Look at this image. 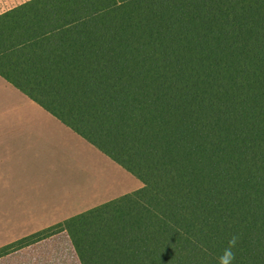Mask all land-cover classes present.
Wrapping results in <instances>:
<instances>
[{
	"label": "trees",
	"instance_id": "16d2710c",
	"mask_svg": "<svg viewBox=\"0 0 264 264\" xmlns=\"http://www.w3.org/2000/svg\"><path fill=\"white\" fill-rule=\"evenodd\" d=\"M0 76L138 179L66 232L81 264H264V0H30Z\"/></svg>",
	"mask_w": 264,
	"mask_h": 264
},
{
	"label": "crops",
	"instance_id": "0c3cea01",
	"mask_svg": "<svg viewBox=\"0 0 264 264\" xmlns=\"http://www.w3.org/2000/svg\"><path fill=\"white\" fill-rule=\"evenodd\" d=\"M28 1L0 0V15ZM9 96L21 97V108L15 102L12 107L5 104ZM24 107L33 111H20ZM62 133L73 141L71 152ZM86 149L100 157L99 150L0 76V223L6 226L0 233V249L100 206V186H96L100 174L86 183L81 177L87 172H75L74 180L67 166V160ZM33 151L42 153L40 158ZM46 159L65 160V164ZM0 264L81 262L70 237L61 232L0 257Z\"/></svg>",
	"mask_w": 264,
	"mask_h": 264
},
{
	"label": "rangeland",
	"instance_id": "374dc122",
	"mask_svg": "<svg viewBox=\"0 0 264 264\" xmlns=\"http://www.w3.org/2000/svg\"><path fill=\"white\" fill-rule=\"evenodd\" d=\"M7 94H10V93H7ZM18 98H21V97L15 96L14 98H12L11 96H9V101L4 102V103L12 107L10 103L15 102L13 105H16L18 108H21ZM20 111L27 112V111H33V110H31L30 108L24 107ZM61 136L64 137L65 141L68 144L66 149L68 150V152H71L73 141L70 140L67 136L63 135V133L61 134ZM39 148L41 152H43L44 146H40ZM88 150L89 149L83 150L80 153V156L75 157L72 160H67V162H69L67 166L71 168L69 172L74 173V180H75V172H78V171L87 172V175L85 177L83 175L81 177V180L82 181L84 180L86 183L89 181V179L92 177L93 174L95 173L100 174V182L96 185L97 187L100 186L99 187L100 188V205H103L107 202L120 198L126 194L137 191L138 189L142 187V184L138 179L133 177L131 174L125 171L122 167H120L118 164L113 162L110 158H107L101 153L99 157L91 153ZM33 152L34 154H38L37 153L38 151H33ZM41 154L42 153L35 155V157L40 158ZM59 157L61 156L53 155V158L55 159ZM46 160L55 162L56 164L57 163L65 164V160L59 161V162L56 160H48V159ZM64 171L66 170L64 169ZM5 227H6L5 224L0 223V233L2 232V229H4ZM10 235L12 236V234ZM23 238H25V236Z\"/></svg>",
	"mask_w": 264,
	"mask_h": 264
},
{
	"label": "clouds",
	"instance_id": "9594fccd",
	"mask_svg": "<svg viewBox=\"0 0 264 264\" xmlns=\"http://www.w3.org/2000/svg\"><path fill=\"white\" fill-rule=\"evenodd\" d=\"M239 237L237 235H233L229 241L228 246L222 251L221 255L217 258V264H233L235 260V252L233 249L235 248Z\"/></svg>",
	"mask_w": 264,
	"mask_h": 264
}]
</instances>
